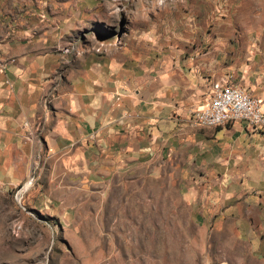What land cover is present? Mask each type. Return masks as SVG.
Wrapping results in <instances>:
<instances>
[{"label": "rangeland", "instance_id": "374dc122", "mask_svg": "<svg viewBox=\"0 0 264 264\" xmlns=\"http://www.w3.org/2000/svg\"><path fill=\"white\" fill-rule=\"evenodd\" d=\"M27 37L62 54L63 77L88 71L135 96L164 75L225 76L264 109V0H0V55ZM174 86L173 122L147 152L117 134L104 165L83 155L93 135L48 153L23 134L39 147L0 150V264H264V151L212 166L179 148L196 125Z\"/></svg>", "mask_w": 264, "mask_h": 264}, {"label": "crops", "instance_id": "0c3cea01", "mask_svg": "<svg viewBox=\"0 0 264 264\" xmlns=\"http://www.w3.org/2000/svg\"><path fill=\"white\" fill-rule=\"evenodd\" d=\"M27 38L19 44H9L0 55V150L19 149L20 141H24L21 147L24 153L39 147L35 141L24 139L23 134H39L48 153L60 149L63 142H79L93 135V139H88L90 143L82 147L83 155L87 152L97 164L104 165L106 162L100 158L107 152L106 134H117L127 136L128 142L134 144L132 149L147 152L157 139L162 143L173 122L163 113L171 110L167 97L170 83L180 84L172 89L179 94L175 106L184 118L190 115L189 109L193 111L206 103L213 81L225 78L207 80L200 75L178 72L177 76H163L162 81L168 84L166 88L136 87L132 96L117 84L111 88L103 79L89 80L88 71H83L80 78L75 77L77 73L63 77L65 72L59 74L65 65L62 54L39 40ZM154 95L159 99L155 100ZM127 110L132 115L125 119L123 114ZM261 130L241 119L218 126L188 125L179 135L177 145L212 158V166L228 165L230 159L248 149L264 151ZM107 155L116 157L114 152ZM80 163L84 164L83 160ZM90 165L87 159L86 166Z\"/></svg>", "mask_w": 264, "mask_h": 264}, {"label": "built area", "instance_id": "2783aa9c", "mask_svg": "<svg viewBox=\"0 0 264 264\" xmlns=\"http://www.w3.org/2000/svg\"><path fill=\"white\" fill-rule=\"evenodd\" d=\"M191 113L192 121L196 125L213 126L241 119L249 126L264 128L261 100L225 78L211 83L206 103Z\"/></svg>", "mask_w": 264, "mask_h": 264}, {"label": "bare ground", "instance_id": "6f19581e", "mask_svg": "<svg viewBox=\"0 0 264 264\" xmlns=\"http://www.w3.org/2000/svg\"><path fill=\"white\" fill-rule=\"evenodd\" d=\"M218 126V125H217ZM19 198V197H18Z\"/></svg>", "mask_w": 264, "mask_h": 264}]
</instances>
